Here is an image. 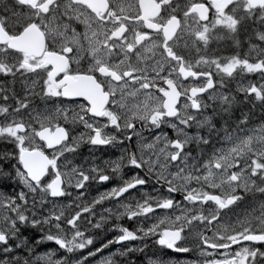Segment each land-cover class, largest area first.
<instances>
[{"label": "flooded vegetation", "instance_id": "1", "mask_svg": "<svg viewBox=\"0 0 264 264\" xmlns=\"http://www.w3.org/2000/svg\"><path fill=\"white\" fill-rule=\"evenodd\" d=\"M232 1L3 0L32 17L7 28L0 14L2 29L33 25L42 53L0 46L39 61L38 91L61 120L49 128L65 136L50 150L73 157L66 189L55 176L72 216L67 264H264V192L239 164L225 182L217 161L234 112L218 101L212 23ZM248 8L260 21L264 6Z\"/></svg>", "mask_w": 264, "mask_h": 264}, {"label": "rangeland", "instance_id": "2", "mask_svg": "<svg viewBox=\"0 0 264 264\" xmlns=\"http://www.w3.org/2000/svg\"><path fill=\"white\" fill-rule=\"evenodd\" d=\"M248 7L251 6L246 0H233L226 10L219 7L222 17L212 23L219 32L218 101L231 102V98L241 96L247 100L244 104L242 98L235 102L237 111L231 115L226 131L219 135L217 161L227 171L225 182L239 164L234 174L249 183L252 194L257 195L264 192V9L260 21L255 23L259 11ZM10 8L0 0V14L7 21V28L28 23L32 17ZM38 65L37 60L0 46V168L6 166L15 181L14 187H0V233L6 236V242L0 244V261L7 264H21L22 257L27 264H67L68 239L73 229L69 227L72 216L66 191L59 200L51 199L49 192L56 174L64 177L67 188L72 154L66 153V144L54 153L36 136L40 129L52 128L61 121L56 119L57 107L51 92L38 91ZM61 114L67 120V110L62 108ZM19 125L24 129L19 130ZM190 138H196L195 134L187 137L188 143ZM199 139L202 141V137ZM34 148L51 161L47 178L37 183L28 180L19 161L22 149ZM215 162L214 157L209 159L208 170L202 175L204 180L209 178ZM192 165L198 167L196 159ZM200 165L203 169L202 162ZM186 181H190L188 175ZM259 213L264 217V208L256 215ZM27 226L34 229L33 236L23 235Z\"/></svg>", "mask_w": 264, "mask_h": 264}, {"label": "water", "instance_id": "3", "mask_svg": "<svg viewBox=\"0 0 264 264\" xmlns=\"http://www.w3.org/2000/svg\"><path fill=\"white\" fill-rule=\"evenodd\" d=\"M25 1V0H20ZM250 6L258 7L264 6V0H246ZM205 10L203 11V13ZM0 44H7L12 50L21 51L27 55H33L38 57L42 53L41 42H38V33L33 25L27 26L19 35L10 37L0 24ZM47 58L50 56L46 55ZM19 130H23V125L17 127ZM37 139L44 142L47 149L54 148L65 137L61 131L51 133L49 127L40 129L37 134ZM19 161L23 172L26 174L29 181L37 183L48 172L51 164L48 156L38 148L34 149H22L19 153ZM59 188V192L56 193L53 189ZM50 197L56 198L62 195V179L60 177L54 178L49 184ZM257 236H250L249 239H257ZM6 242V236L0 233V244Z\"/></svg>", "mask_w": 264, "mask_h": 264}, {"label": "trees", "instance_id": "4", "mask_svg": "<svg viewBox=\"0 0 264 264\" xmlns=\"http://www.w3.org/2000/svg\"><path fill=\"white\" fill-rule=\"evenodd\" d=\"M240 98H242L241 104L247 103L245 96H241ZM240 98L239 97L231 98V103L233 104L232 111L234 113L237 111L236 103L239 102V100H241ZM14 183H15L14 177L12 176L11 172H9V169H7L6 166H2V168H0V187L2 188H6L8 186L14 187ZM33 232L34 229L27 226V230H25L23 235L24 236L28 235L30 237L33 236Z\"/></svg>", "mask_w": 264, "mask_h": 264}, {"label": "clouds", "instance_id": "5", "mask_svg": "<svg viewBox=\"0 0 264 264\" xmlns=\"http://www.w3.org/2000/svg\"><path fill=\"white\" fill-rule=\"evenodd\" d=\"M49 239H51V237H49ZM80 246L82 247L83 245H80ZM13 259H15V257ZM0 264H7V262L6 261H0ZM21 264H27V261L23 257L21 258ZM57 264H58V262H57Z\"/></svg>", "mask_w": 264, "mask_h": 264}, {"label": "snow or ice", "instance_id": "6", "mask_svg": "<svg viewBox=\"0 0 264 264\" xmlns=\"http://www.w3.org/2000/svg\"><path fill=\"white\" fill-rule=\"evenodd\" d=\"M53 191L56 192V193H58L60 190H59V188H56V189H53ZM126 234H127V235H131V233H127V232H126ZM122 238H123V237L118 238V239H122ZM105 264H107V262H105Z\"/></svg>", "mask_w": 264, "mask_h": 264}]
</instances>
